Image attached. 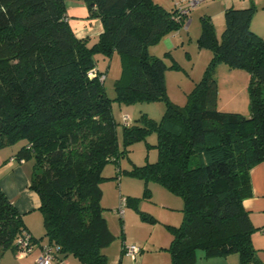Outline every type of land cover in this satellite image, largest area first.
<instances>
[{
	"label": "trees",
	"instance_id": "16d2710c",
	"mask_svg": "<svg viewBox=\"0 0 264 264\" xmlns=\"http://www.w3.org/2000/svg\"><path fill=\"white\" fill-rule=\"evenodd\" d=\"M68 1L83 3L101 32L78 37ZM174 13L154 0H0V147L22 141L15 157L33 158L29 187L39 197L44 226L39 238L27 232L0 189V255L7 248L22 251L17 239L26 234L33 250L51 249L52 264L68 256L107 264L103 249L114 234L100 202L102 170L154 132L157 160L128 173L183 199L180 224L166 225L170 264H192L197 250L208 257L237 253L239 264H259L256 227L242 204L251 194L250 168L264 161V37L250 27L254 7L227 6L219 38L211 18L201 16L197 44L212 57L181 107L167 97L165 62L148 50L183 25ZM114 53L122 73L109 98L105 79L88 72L105 74L95 55ZM218 63L247 70L248 116L216 108ZM155 99L165 101L162 117L143 114L139 122L122 123L120 148L112 101Z\"/></svg>",
	"mask_w": 264,
	"mask_h": 264
},
{
	"label": "rangeland",
	"instance_id": "374dc122",
	"mask_svg": "<svg viewBox=\"0 0 264 264\" xmlns=\"http://www.w3.org/2000/svg\"><path fill=\"white\" fill-rule=\"evenodd\" d=\"M154 1L165 9L171 10L178 0ZM224 2L233 3L234 0H204L196 4L189 13L191 21L186 28L183 24L177 30L167 33L159 41L148 47L150 54L162 58L165 62L167 66L165 70L167 97L172 103L180 107L187 103L188 94L202 78L212 57L211 50L200 48L197 44V38L200 34V18L204 14H213V17L210 18L216 36L219 38L224 28V10L222 8ZM71 3L67 2L66 4L71 5ZM228 5L235 7L253 6L254 14L250 22L251 29L258 36L264 37V0H243L241 4ZM95 58L97 67L106 75L103 81L106 95L109 98H114V83L121 77L122 73L120 57L114 53L110 59L100 55H95ZM214 77L217 81L216 108L221 111H233L248 116L250 104L247 94L249 79L247 70L218 63L214 68ZM165 108L166 104L163 99L131 104L113 100L111 112L114 120L118 123L116 129L119 147H122L121 127L124 115L129 116L130 123L139 122L136 119L143 114L154 121H159ZM156 142V134L151 132L146 140L134 142L129 146L128 152L122 155L117 162L109 161L102 170L104 178L100 184L102 190L100 202L104 207L103 214L107 219L109 229L114 234L113 241L103 249V252L110 250L109 255L120 253L125 246L135 245L141 252L142 245L145 246V250L153 246L151 243L160 244L166 241L167 235H170L166 225L170 223L177 226L181 222V210L183 208L181 196L172 193L159 182L149 179L145 184L143 178L128 173L135 165L141 166L157 160L158 149L154 146ZM21 144L22 141H18L0 147V172L4 170L5 164L9 163V155H15ZM25 161L27 163L24 165V169L28 168L31 174L33 158H26ZM1 175L0 173V178ZM146 188L148 189L147 193H145ZM35 194L37 193L35 192ZM120 197L127 198L123 217L116 213ZM143 216L151 217V221L143 218ZM139 239H142V243H139ZM21 252L23 251L19 249L7 248L2 252L0 258L4 256L3 261L13 262L16 256H25ZM26 254L28 255V253ZM123 254L133 261H138L141 255L139 253L133 259L126 253Z\"/></svg>",
	"mask_w": 264,
	"mask_h": 264
},
{
	"label": "crops",
	"instance_id": "0c3cea01",
	"mask_svg": "<svg viewBox=\"0 0 264 264\" xmlns=\"http://www.w3.org/2000/svg\"><path fill=\"white\" fill-rule=\"evenodd\" d=\"M72 2L67 5V12L70 17V24L78 37L95 36L101 32V24L98 19H89L85 5L81 2ZM235 2V3H234ZM233 3H223V10L230 6L228 4H241L243 0H234ZM234 6V5H233ZM235 7V6H234ZM208 15V14H204ZM209 17H213L209 13ZM188 16V24L191 21ZM251 27V25H250ZM167 35V34H166ZM98 68V67H97ZM99 69V68H98ZM9 163L5 164L4 170L0 172V189L5 193L8 199L14 204L18 213L26 226V231L35 238L42 236L43 223L42 213L39 211V197L29 187L30 173L29 169H24L27 163L24 159H17L15 155H9ZM249 180L251 194L242 200L244 208L248 211L256 231L252 234V244L256 249L259 264H264V161L255 164L249 170ZM171 225L170 223H168ZM109 227V226H108ZM165 237V236H164ZM166 241L153 244L152 247L145 248L142 245L138 261L131 260L124 255V251L109 255V251L104 253L107 256V264H170V254L165 248L171 241V234L165 237ZM148 240V239H147ZM142 243V239H139ZM43 242V240H41ZM147 247V246H146ZM39 246L28 255L16 256L13 262L3 261L4 256L0 258V264H34L35 258L39 254ZM149 255V256H148ZM136 258V257H135ZM133 258V259H135ZM5 262V263H3ZM114 262V263H113ZM53 264H83L73 256H68L60 261L54 260ZM192 264H239L237 253H231L226 256H206L202 250L196 251V259Z\"/></svg>",
	"mask_w": 264,
	"mask_h": 264
},
{
	"label": "built area",
	"instance_id": "2783aa9c",
	"mask_svg": "<svg viewBox=\"0 0 264 264\" xmlns=\"http://www.w3.org/2000/svg\"><path fill=\"white\" fill-rule=\"evenodd\" d=\"M204 0H178L175 3L174 10L175 13L172 15L173 18L176 21H182L185 25V28L188 26V16L191 11V9L196 5L199 4ZM88 75L90 77L98 76L100 81H103L105 79V74H98L97 70L95 68H92L89 70ZM123 123L128 124L130 122V118L128 115H124ZM119 205L116 208V213L120 216H124V207L126 205V201L123 197L119 198ZM17 243L19 244L20 249H22L25 253H31L33 250V243L30 241L28 235H22L17 239ZM124 253L129 255L132 258H135L137 254L140 253V249L136 247L135 245L125 246L123 247ZM53 255L51 252V249L48 247H44L37 257L35 258L34 264H52Z\"/></svg>",
	"mask_w": 264,
	"mask_h": 264
}]
</instances>
